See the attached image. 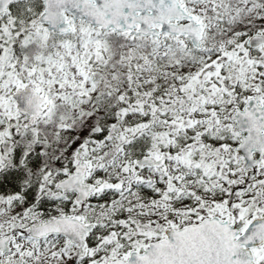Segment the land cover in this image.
Returning <instances> with one entry per match:
<instances>
[{
	"label": "snow or ice",
	"instance_id": "6c2138e0",
	"mask_svg": "<svg viewBox=\"0 0 264 264\" xmlns=\"http://www.w3.org/2000/svg\"><path fill=\"white\" fill-rule=\"evenodd\" d=\"M0 264H264V0H0Z\"/></svg>",
	"mask_w": 264,
	"mask_h": 264
}]
</instances>
